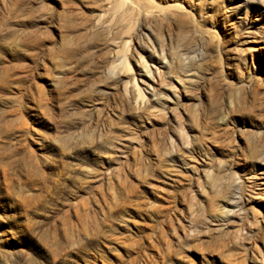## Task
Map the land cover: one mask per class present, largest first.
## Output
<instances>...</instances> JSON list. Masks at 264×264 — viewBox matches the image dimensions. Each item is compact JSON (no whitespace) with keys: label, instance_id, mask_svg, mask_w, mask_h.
<instances>
[{"label":"rangeland","instance_id":"374dc122","mask_svg":"<svg viewBox=\"0 0 264 264\" xmlns=\"http://www.w3.org/2000/svg\"><path fill=\"white\" fill-rule=\"evenodd\" d=\"M62 2L0 0V264H252L251 251L228 244L220 237L224 232L215 231L216 239L174 242V215L200 217L184 208L195 175L178 157L169 160L159 144L176 122L165 115L135 120L120 111V86L104 84L99 74L107 51L93 52L104 38L84 29L89 9L76 16L78 38L69 43ZM179 5L183 20L150 23L153 36H136L133 29L118 36H134L119 54L127 57L125 72H134L136 57L148 63L158 42L167 54L201 68L199 83L180 93L177 110L185 114L175 113L184 126L197 125V137L213 158L211 175L227 184L231 177L216 165L242 164L264 137V48L243 56L220 25L210 28L196 15L193 24L186 4ZM49 13L50 22L38 20ZM137 20L135 32H146ZM70 48H76L80 66L57 77L52 64L66 59L63 52ZM242 58L259 66L249 70L251 89ZM169 100L172 105L176 98ZM101 109L110 112L108 119L98 118ZM215 117L231 123L215 128ZM198 156L189 164L198 166ZM245 208L261 227L264 204L253 201ZM200 212L209 214L210 208L201 206ZM161 240L170 242L168 251ZM249 242L261 249L263 230Z\"/></svg>","mask_w":264,"mask_h":264},{"label":"bare ground","instance_id":"6f19581e","mask_svg":"<svg viewBox=\"0 0 264 264\" xmlns=\"http://www.w3.org/2000/svg\"><path fill=\"white\" fill-rule=\"evenodd\" d=\"M168 1L172 3L167 4ZM181 2L185 3L189 9V19L192 20L193 24L196 23L194 20V15H196L204 25H208L210 28L220 25L222 33L228 36L234 45L233 47H236L243 56L246 53H251V51L263 52L264 0H220L218 5L214 4L213 0H63L61 8H63L64 16L68 17L65 30H69L70 33L66 34L64 38L69 43H74L77 40L78 34L74 24L76 16L82 17L86 12L84 8L87 7L89 9V13L86 15L88 25L83 28L86 30L89 27L88 31L92 34L104 38L103 43L92 45L94 47L93 52L96 51L97 55L99 51H107L99 63V74L104 84L105 81H112L120 86L122 93V99L119 102L120 111L129 113L135 120H140L144 116L159 117L160 119L170 116L175 120L177 128L174 125L168 131L165 129L164 134L159 139V144L161 149L165 150V155L169 160L173 156L178 157L182 161L183 169L185 168L188 174L192 175L191 173H193L195 175V181L192 182L190 189L192 199L184 208L188 212L196 210L193 214L200 217L193 220L192 216L184 219L181 213L174 215L172 219L174 224L172 222L169 226L171 234L174 235V242L184 240L200 242L210 238L216 239L217 236H213L215 231L224 232L219 235L220 237L224 236L228 240V244L230 243L243 253L247 250L251 251L252 264H264V244H262L261 249H257L256 244L252 243L251 245L249 242V238L259 235L262 230L264 236V217L261 216L263 220L261 228L260 220L255 214L245 210V206L250 202L253 203V201L264 204V137L258 141L259 149L252 148L247 157L243 159L242 164H238V162L224 163L222 161L216 165L218 172L226 170L231 177L230 182L228 181L230 184L228 182L223 185L219 184L211 175L213 158L211 152L207 150V146L201 143L197 137V125L184 126L182 120L179 119L181 116L179 117L175 113L180 111L182 115L185 114L182 109L177 110L180 93L184 94L183 91L186 88L199 83L200 76H198L197 71L201 68L197 70L194 63L188 64V61L182 62L181 59H176L174 55L167 54L163 43L159 44L158 42H156L157 45L151 46L150 54H147L148 63L140 55L136 57L134 60L136 70L134 72H125L126 66H128L127 57L125 54H119L120 49L118 48L120 46L127 48V44L134 36L129 35L126 39L118 36H124L129 30L133 29V34L136 33V36L142 34L149 37V35H154L150 23H163L168 20L182 21L184 16L181 13L184 11H182L183 7L179 5ZM86 3L92 6L89 7ZM49 17L50 13L43 15L38 20L50 22ZM57 19L59 20L58 17ZM137 19H140L144 24L146 32H135L134 26L135 21H138ZM117 38L120 40H116ZM63 53L66 59L62 58L60 62H53L52 64L53 68L57 70V77H61V74L74 73L80 66L76 57V48L66 49ZM240 62V69L247 71L246 85L248 84L247 86L250 88L252 79L249 76V70L253 71L259 66L256 62L249 63L244 58ZM64 63L66 66H63ZM61 66L65 68L58 70L57 68ZM158 67H161L162 70H159ZM82 72L86 71L82 70ZM239 72L238 70L237 73ZM171 95L176 98V101L169 105ZM108 117H110V112L101 109L98 118L105 120ZM229 123L231 122L227 117H221L220 121L216 118L213 125L216 128ZM195 155H200L198 166L189 164L190 158L197 161ZM141 159V156L133 158L134 161ZM233 164L237 166L236 169H233ZM142 168L143 170L148 169L143 164ZM201 182L204 184L203 187ZM201 206L210 208V213L205 215L200 212ZM244 220L245 223H242ZM177 229H180L178 234ZM231 231L234 232L233 237L228 239L226 235H229ZM238 235L240 236L237 240L235 236ZM161 241L165 243L168 251L170 242ZM149 257L152 258L153 254H149ZM147 260H149L148 257L145 259V263Z\"/></svg>","mask_w":264,"mask_h":264}]
</instances>
